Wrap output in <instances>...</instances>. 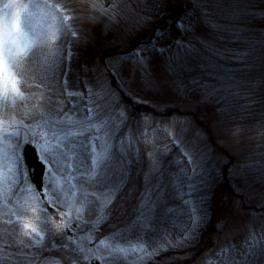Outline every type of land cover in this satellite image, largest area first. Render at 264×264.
<instances>
[{
    "label": "rangeland",
    "instance_id": "rangeland-1",
    "mask_svg": "<svg viewBox=\"0 0 264 264\" xmlns=\"http://www.w3.org/2000/svg\"><path fill=\"white\" fill-rule=\"evenodd\" d=\"M0 226L2 264H264V0H0Z\"/></svg>",
    "mask_w": 264,
    "mask_h": 264
},
{
    "label": "water",
    "instance_id": "water-1",
    "mask_svg": "<svg viewBox=\"0 0 264 264\" xmlns=\"http://www.w3.org/2000/svg\"><path fill=\"white\" fill-rule=\"evenodd\" d=\"M24 154L26 162L31 169L32 180L36 183L37 187L42 190L44 185L46 164L40 158L37 147L31 142L26 143L24 147ZM95 264L101 263L98 261Z\"/></svg>",
    "mask_w": 264,
    "mask_h": 264
},
{
    "label": "trees",
    "instance_id": "trees-1",
    "mask_svg": "<svg viewBox=\"0 0 264 264\" xmlns=\"http://www.w3.org/2000/svg\"><path fill=\"white\" fill-rule=\"evenodd\" d=\"M145 109H149L148 105L145 107ZM1 225H5V224H1ZM16 228H13L11 226L10 227L0 226V230L8 232V236L10 237V240L14 239V236L16 237V240H18L19 238H21V236H23L22 233L18 230L19 228L18 229ZM26 251H28V249H26ZM6 256L8 255L0 256V264H2V261H5L4 258H6ZM9 257H11V258H8V261L10 264H22L19 260L15 259L16 258L15 256L13 257L9 256ZM27 258L28 256L24 257L25 261H27Z\"/></svg>",
    "mask_w": 264,
    "mask_h": 264
},
{
    "label": "bare ground",
    "instance_id": "bare-ground-1",
    "mask_svg": "<svg viewBox=\"0 0 264 264\" xmlns=\"http://www.w3.org/2000/svg\"><path fill=\"white\" fill-rule=\"evenodd\" d=\"M171 16H174V15L171 14Z\"/></svg>",
    "mask_w": 264,
    "mask_h": 264
}]
</instances>
